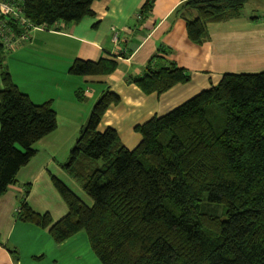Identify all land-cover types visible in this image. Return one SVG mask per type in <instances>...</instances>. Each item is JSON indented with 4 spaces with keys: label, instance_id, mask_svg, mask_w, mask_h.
<instances>
[{
    "label": "trees",
    "instance_id": "16d2710c",
    "mask_svg": "<svg viewBox=\"0 0 264 264\" xmlns=\"http://www.w3.org/2000/svg\"><path fill=\"white\" fill-rule=\"evenodd\" d=\"M13 1L33 24L48 27L93 16L97 0ZM247 1L187 0L175 11L186 20L189 39L202 45L208 23L240 14ZM154 2L146 0L140 12L148 16ZM7 24L26 32L11 17ZM4 46L0 42V197L37 154L34 144L58 125L50 101L34 103L14 82ZM160 53L170 49L161 46L143 74H128L126 81L145 94H162L190 80L174 61L161 66ZM117 66L113 57L77 58L69 72L109 75ZM120 100L110 88L103 92L62 164L93 204L51 175L68 213L54 222L49 213L35 212L27 185L19 217L49 228L57 243L85 231L100 264H264V70L226 73L217 85L137 125L142 140L134 149L114 128L98 129ZM205 196L225 206V218L199 209Z\"/></svg>",
    "mask_w": 264,
    "mask_h": 264
},
{
    "label": "crops",
    "instance_id": "0c3cea01",
    "mask_svg": "<svg viewBox=\"0 0 264 264\" xmlns=\"http://www.w3.org/2000/svg\"><path fill=\"white\" fill-rule=\"evenodd\" d=\"M185 1L155 0L151 13L140 16L146 0H97L92 5L93 16L79 22L58 21L45 29H31L24 36L13 29H2L0 23V31L13 43L6 49V69L34 103L51 102L58 123L55 131L34 144L37 154L21 168L16 183L0 197V264H100L85 231L57 243L49 228L22 220L17 210L30 185L27 202L35 212L49 213L54 222L68 213L51 175L87 205L93 204L90 198L79 194L82 189L62 164L68 160L88 122L90 105L105 90L110 88L121 100L109 107L98 129L103 132L114 128L123 144L134 149L142 140L135 130L137 125L164 115L217 85L226 73L264 70V19L244 14L242 8L238 15L208 23V37L204 44L197 45L188 37L186 20L175 11ZM191 15L194 17L196 13L193 11ZM161 46L170 49V53H160L163 58L160 65L174 61L185 69L190 80L162 94H145L125 78L128 74L142 75ZM22 52H28L24 58ZM109 57L118 60L116 70L109 75L89 77L69 72L77 58L96 61ZM88 85L94 90L86 88ZM79 89L85 92V99L80 100Z\"/></svg>",
    "mask_w": 264,
    "mask_h": 264
},
{
    "label": "rangeland",
    "instance_id": "374dc122",
    "mask_svg": "<svg viewBox=\"0 0 264 264\" xmlns=\"http://www.w3.org/2000/svg\"><path fill=\"white\" fill-rule=\"evenodd\" d=\"M2 11L4 12V13H6V14H4V13H2L1 11H0V18L2 19V22H0L1 24H2V29H5V30H12V28L11 27H7V19L8 18H13V19H15L20 25H22V26H24L25 28H26V26L21 22V20L20 19H18V18H16V16L14 15V14H12V13H9L10 11L8 10V11H6L4 8H2ZM22 12V11H21ZM242 13H244V14H250V16L251 17H253V16H256L258 19H264V0H249V2L246 4V6H244L243 7V9H242ZM141 12L139 13V15L141 16ZM21 15L23 16V17H25L24 15H23V13H21ZM26 30H27V28H26ZM4 38H9L8 36H6V35H4L3 34V32L2 31H0V42H2L1 40L2 39H4ZM10 39V38H9ZM9 39H7V40H5L6 41V43H8V44H11V39L9 40ZM3 43V42H2ZM4 44V43H3ZM8 46L9 45H6V46H4L5 47V49H7L8 48ZM262 47V44H259V46H258V48H261ZM245 48V47H244ZM239 50V49H238ZM240 51V50H239ZM28 52H22L20 55L24 58V54H27ZM15 60H16V58H13V63L15 62ZM24 63V62H23ZM25 65V64H24ZM27 66V65H26ZM89 77H91V76H89ZM86 88H88V89H90V90H94V87L93 86H91V85H88V86H86ZM85 89V88H84ZM80 93H78V94H80V96H81V98L83 97V99H85V92L82 90V89H79L78 90ZM78 97V96H77ZM80 100H82V99H80ZM93 100V99H92ZM34 102V101H33ZM91 100L89 99V103L91 104ZM96 103V102H95ZM37 104H39V103H37ZM41 104V103H40ZM94 103L92 104V105H90L91 106V108L93 109L94 108ZM58 106V105H57ZM85 106H86V102H84V100H83V107L85 108ZM91 112H92V110H91ZM91 114V113H90ZM54 150H55V148H54ZM53 150V151H54ZM73 179V178H72ZM53 182V181H52ZM76 183L79 185V187L82 189V187L80 186V184L76 181ZM53 185H54V183H53ZM54 187H55V185H54ZM56 188V187H55ZM57 189V188H56ZM78 190V189H77ZM78 192H79V194H83V195H85V197H87L88 199L90 198L84 191H83V189L80 191V190H78ZM207 196H205L204 198H203V200L201 201V202H199V209L202 211V212H205V213H207V214H211V215H215V216H219V217H223V218H225V216H226V208H225V206L222 204V203H215V202H210L207 198H206ZM21 205H22V203H21V201H20V206H19V208H18V216H19V214H20V212H21Z\"/></svg>",
    "mask_w": 264,
    "mask_h": 264
},
{
    "label": "built area",
    "instance_id": "2783aa9c",
    "mask_svg": "<svg viewBox=\"0 0 264 264\" xmlns=\"http://www.w3.org/2000/svg\"><path fill=\"white\" fill-rule=\"evenodd\" d=\"M2 8H4L6 11L9 10L10 11L9 13L14 14L16 16V18H18L20 20L22 19L21 22L27 28L26 32L23 33L22 36H24L27 33V31H29L31 29H45L47 27L45 24L35 25L28 18L23 17L21 15L22 12H21L20 7L13 0H0V11L2 13H4L2 11ZM4 14H6V13H4ZM114 38L116 39V34L114 35ZM7 39H9V38H4L1 41L4 43L5 46L6 45H9V46L12 45L13 44L12 42H11V44L6 43L5 40H7Z\"/></svg>",
    "mask_w": 264,
    "mask_h": 264
}]
</instances>
